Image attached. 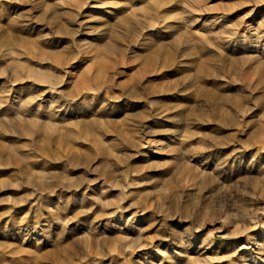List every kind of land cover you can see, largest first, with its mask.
<instances>
[{
    "label": "rangeland",
    "instance_id": "374dc122",
    "mask_svg": "<svg viewBox=\"0 0 264 264\" xmlns=\"http://www.w3.org/2000/svg\"><path fill=\"white\" fill-rule=\"evenodd\" d=\"M0 264H264V0H0Z\"/></svg>",
    "mask_w": 264,
    "mask_h": 264
}]
</instances>
